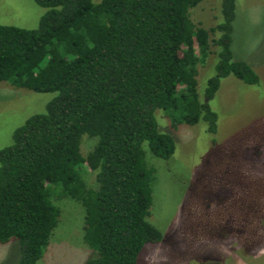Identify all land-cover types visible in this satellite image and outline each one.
<instances>
[{
    "label": "trees",
    "instance_id": "trees-1",
    "mask_svg": "<svg viewBox=\"0 0 264 264\" xmlns=\"http://www.w3.org/2000/svg\"><path fill=\"white\" fill-rule=\"evenodd\" d=\"M45 11L34 28L0 23V82L51 92L0 148V243L17 239V264H36L58 225L67 196L84 208L86 264H137L163 233L148 217L155 167L176 143L158 129L160 109L172 128L202 121L218 130L210 102L229 75L260 77L231 50L235 0H221V20L196 24L202 0H33ZM215 57L202 93L199 65ZM83 137L94 140L87 155ZM93 173V183L84 177Z\"/></svg>",
    "mask_w": 264,
    "mask_h": 264
},
{
    "label": "rangeland",
    "instance_id": "rangeland-1",
    "mask_svg": "<svg viewBox=\"0 0 264 264\" xmlns=\"http://www.w3.org/2000/svg\"><path fill=\"white\" fill-rule=\"evenodd\" d=\"M220 7L221 0H202L190 16L209 28L221 20ZM44 11L33 0H0V23L34 28ZM232 26L233 56L251 64L260 83L248 85L232 75L221 80L210 102L218 114L214 135L202 121L174 129L155 110L158 129L173 135L176 148L168 159L147 151L156 169L148 220L163 238L145 244L137 264H264V0H235ZM215 62L210 54L199 65V93ZM52 96L0 82V148ZM93 143L82 138L83 155ZM84 177L93 183L92 172ZM53 202L60 208L58 225L36 264H86L96 252L83 240V206L67 196ZM19 257L17 239L0 243V264H17Z\"/></svg>",
    "mask_w": 264,
    "mask_h": 264
}]
</instances>
